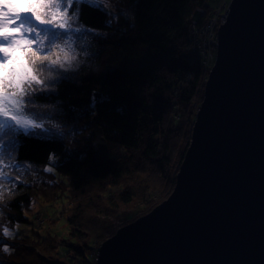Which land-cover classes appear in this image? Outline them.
Here are the masks:
<instances>
[{"label":"trees","instance_id":"16d2710c","mask_svg":"<svg viewBox=\"0 0 264 264\" xmlns=\"http://www.w3.org/2000/svg\"><path fill=\"white\" fill-rule=\"evenodd\" d=\"M213 1L114 0L113 13L83 6L80 21L91 30L83 39L93 49L96 67L53 74V79L45 80L41 90L32 94L29 105L46 127H52L50 121L62 127L73 125L76 135L21 134L17 138L9 160L33 170L34 177L30 174L24 184L18 183L15 195L3 200L0 224L12 232L18 224L31 228L29 234L16 238L4 237L2 232L0 236L27 241L31 249L0 241V264H92L88 250L93 240L101 238L99 233L109 223L108 213L144 200L152 187L149 183L161 190V196L174 186L191 136L187 120L206 73L199 64L181 62V56L192 14L203 8L209 15L217 5ZM164 54L168 58L159 59ZM139 59L149 62L133 68L131 62ZM186 71L191 73L188 80L181 76ZM174 113L179 120L173 122L169 116ZM93 116H97L109 152L108 160L99 164L92 161ZM184 134L187 138L180 142ZM120 186L117 195L108 194ZM37 196L46 199L49 208L59 203L61 209H72L71 217L62 222L67 224L66 242L57 243L24 215ZM67 200L75 201L68 206ZM49 208L44 210L46 218L57 211ZM5 243L8 251L3 250Z\"/></svg>","mask_w":264,"mask_h":264},{"label":"water","instance_id":"95a60500","mask_svg":"<svg viewBox=\"0 0 264 264\" xmlns=\"http://www.w3.org/2000/svg\"><path fill=\"white\" fill-rule=\"evenodd\" d=\"M169 196L95 264H264V0H230ZM92 161L108 160L97 116Z\"/></svg>","mask_w":264,"mask_h":264},{"label":"snow or ice","instance_id":"6c2138e0","mask_svg":"<svg viewBox=\"0 0 264 264\" xmlns=\"http://www.w3.org/2000/svg\"><path fill=\"white\" fill-rule=\"evenodd\" d=\"M108 3L109 0H0V150L3 151L0 164H4L5 156L11 158L21 134L25 137L63 135L54 127H46L41 117L30 110L32 94L41 90L33 85L42 86L51 79L40 77L43 66L52 71L55 66L64 68L75 60V56L69 55L71 46L91 32L80 21L83 6L98 9ZM57 50L62 57L57 55ZM17 51L22 56H15ZM52 159L50 155L49 160ZM0 177L7 179L3 170ZM2 185L0 180V188ZM0 232L4 237L14 235L2 224ZM3 250H9L6 243Z\"/></svg>","mask_w":264,"mask_h":264},{"label":"rangeland","instance_id":"374dc122","mask_svg":"<svg viewBox=\"0 0 264 264\" xmlns=\"http://www.w3.org/2000/svg\"><path fill=\"white\" fill-rule=\"evenodd\" d=\"M113 1L114 0H109V3L107 4V6L101 7V8L105 11L113 13V11L111 10V9H114L113 8V4H114ZM229 2H230V0H229ZM204 16L205 17L203 18V20L208 17L207 14H205ZM196 17H197V15L194 16V14H193V16L191 18V19H193V22L195 21ZM193 22L191 23V21H189L188 34H190V31L192 33L193 30H195V36H198L197 35L198 32L200 33V31H206V29H208L209 27H212V25H213L211 22L210 24H208L204 28V27H202V25L205 24L206 21L205 22L200 21L199 26H201V27H199L197 29L198 23L194 24ZM85 40L86 39H83V37H82L81 41H77L75 44H73L71 46V50L69 51V55L75 56V60H73L70 65L65 64L64 68H59V66H55L52 71H49L46 66H43L44 71L42 73H40V77L41 78L51 77V79H53L52 78L53 74L55 75V74H58L59 72L76 71L82 66H89V65L96 67V60L94 59L93 49H92L88 40H86L87 43L83 42ZM57 43H61V41H57ZM66 50H68V49H66ZM210 50L211 49H209V51ZM183 52H184V50H183ZM14 55L17 57H20V56H22V53L20 51H17L14 53ZM57 55H61V57H62V53H59V50H57ZM53 58H55V55L53 56ZM167 58H168L167 54H164L159 59L164 60ZM148 62H149L148 59H145V60L139 59V60L131 62L130 65L133 68H138L140 66L146 65ZM38 67H41V66L38 65ZM209 71L210 70L205 69V72H206L205 76L206 75L208 76ZM190 77H191V73L187 74V80ZM46 82L48 83L49 79L46 80ZM205 82H206L205 80H202L203 86L201 85L200 88L204 87ZM35 87H40V86H35ZM177 94L178 93H176V95H174V97H176ZM202 95H203V90L200 89L197 97L195 98V100L193 102L190 121H189V119L187 120V125L190 123V128L193 126V123L195 121V116H196V113H197V110L199 107V103L201 101L200 97ZM176 112L179 113L178 109ZM177 113L176 114L174 113V114H172V116H169V120H172L173 122L175 120H179ZM192 113H193V116H192ZM189 114L190 113H188V116H189ZM192 117L194 118V121L191 120ZM48 125H51L52 127H54L55 130H58L59 132L63 133V135L61 137L66 138V136L70 137V136L76 135L73 132L74 131L73 125L62 127L59 124L51 122V121L48 122ZM187 135L184 134L183 137L180 138V142L185 140V137L187 138ZM190 137L188 135V139H189L188 141L189 142H190ZM94 147H95V145H94ZM0 155H3L1 150H0ZM7 163H9V164H7ZM6 169H8V170H6ZM0 170H3L7 175V179L0 177V180L3 181L2 188H0V191L3 192V198L0 199V217H2L3 216V210H2L3 200L8 199L9 197L15 195L16 191H17L18 183L24 184V182H26L25 180L30 176V174L33 176V174H32L33 170H31L30 168H27L25 166L16 165L14 162H11V160H9L8 156L5 157L4 164H0ZM149 186H152V187L149 190H147L144 200L137 199L127 206H124V205L121 206L120 205V207H118L115 212L108 213L107 220L109 223L106 225L105 229H103L99 233L101 235V238L93 240L92 244L89 247L88 255L90 258L95 259L97 257L98 248L105 239L111 237L119 228L135 221L139 217H141V216L145 215L146 213H148L149 211H151L155 207L154 205H156L158 203V201H160L163 198L165 200L169 196L168 194H170L172 192L173 187H174V186L173 187L170 186L169 190L166 192V194L161 196V192H160L161 190L156 188V185L154 183H149ZM22 190H25L24 186H23ZM120 190H122L121 186L119 188H112L108 194L117 195V193H119ZM91 194H95V192H92ZM49 195H51V193H49ZM34 196H36V194L33 195V197ZM45 200L46 199H43L42 197H39V196L35 197L30 202V205L28 206V210L24 212V215L28 218H31L30 223L32 226L36 225V227L39 228V230H41L44 233H45V230H47L46 234L51 235L56 240L57 243H60V242L63 243V241L66 242L69 239V234H68L67 227H66L67 224H62V222H63V218L67 219V218L71 217L72 209H67V207H64L61 209L60 204L56 203V202H55L56 205L54 206V208H52V207L49 208L47 205L48 203H46ZM102 200H104V197H102ZM74 201L75 200H67L65 202L69 204L68 206H70L71 204L74 203ZM100 203H102V205H104V202H100ZM45 208L46 209L49 208L50 211H52V210H57V211L54 212V216L46 218V214L44 213ZM96 208H97V206H95L94 209H96ZM103 216H104V214H103ZM53 218H56V219H53ZM18 225L13 230V233H14V235H12L13 238L18 237L21 234H29V229L31 228V226L29 224H24V225H20V226H18ZM21 231H23L24 233H21ZM0 241L6 242L9 244L12 243V245H18L19 247H22V248L26 247L28 249H31V247H30L31 244L28 243L27 241H19L18 240L16 242L12 239H8V238L4 239L1 236H0Z\"/></svg>","mask_w":264,"mask_h":264},{"label":"built area","instance_id":"2783aa9c","mask_svg":"<svg viewBox=\"0 0 264 264\" xmlns=\"http://www.w3.org/2000/svg\"><path fill=\"white\" fill-rule=\"evenodd\" d=\"M217 1V5L212 7L214 9L210 10V13H206V10L203 8H197L193 13L194 16L197 15L195 21L193 22L192 16L190 18L191 23L194 24L198 23L197 29L199 26L200 21L205 22L202 27H206L208 24L212 22V27L206 29V31H200L195 36V30L188 36V43L184 49V52L181 56V61L186 63L190 66H196L197 64L201 65V67L205 70H210L214 64L215 54H216V47H217V31L219 26L225 22L227 17L228 5L229 0H215ZM207 14L208 17L203 20L205 17L204 15ZM221 23V24H220ZM217 24V25H216ZM209 49H211L209 51ZM207 72V71H206ZM187 74L189 72H182L181 76L187 79ZM207 79V75L205 76V81ZM97 258V257H96ZM96 258L93 259L92 264H95Z\"/></svg>","mask_w":264,"mask_h":264},{"label":"bare ground","instance_id":"6f19581e","mask_svg":"<svg viewBox=\"0 0 264 264\" xmlns=\"http://www.w3.org/2000/svg\"><path fill=\"white\" fill-rule=\"evenodd\" d=\"M182 62V61H181Z\"/></svg>","mask_w":264,"mask_h":264}]
</instances>
